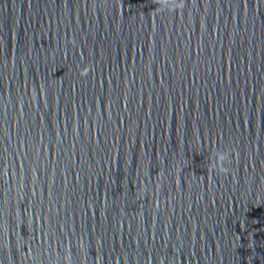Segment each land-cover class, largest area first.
<instances>
[{"label": "water", "instance_id": "1", "mask_svg": "<svg viewBox=\"0 0 264 264\" xmlns=\"http://www.w3.org/2000/svg\"><path fill=\"white\" fill-rule=\"evenodd\" d=\"M178 3L0 0V264H264V0Z\"/></svg>", "mask_w": 264, "mask_h": 264}, {"label": "clouds", "instance_id": "2", "mask_svg": "<svg viewBox=\"0 0 264 264\" xmlns=\"http://www.w3.org/2000/svg\"><path fill=\"white\" fill-rule=\"evenodd\" d=\"M183 7H184V0H179V3L174 5L175 10L183 9ZM90 70H91V66L90 65L86 66V69L81 71V75L87 76ZM234 151L235 150H233L227 157L224 154H218L215 159V162L212 163V168L217 169L219 172L224 174L229 173L231 171V168L229 166H226L224 162L226 159H228L230 160V164L232 163V155Z\"/></svg>", "mask_w": 264, "mask_h": 264}]
</instances>
